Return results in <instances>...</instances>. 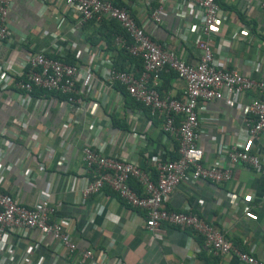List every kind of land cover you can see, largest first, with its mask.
<instances>
[{
	"label": "crops",
	"instance_id": "crops-1",
	"mask_svg": "<svg viewBox=\"0 0 264 264\" xmlns=\"http://www.w3.org/2000/svg\"><path fill=\"white\" fill-rule=\"evenodd\" d=\"M121 1L138 21L144 20L159 2ZM258 1L223 0L218 24L211 35V48L225 57L226 67L264 80V10L259 8ZM8 2L10 39L0 46L2 71L20 73L26 51L43 49L50 54L53 43L63 46L71 43L73 48L68 51L73 54L74 64L87 71V80L91 79L93 86L88 91L82 80L78 84L84 105L72 119L70 106L54 93L33 95L14 87L0 89L2 189L26 206L48 196L55 207L54 219L70 218L66 230L77 249L93 250L96 256L106 258V264L117 259L124 264H245L233 254L220 257L210 254L202 246L201 238L190 229L161 223L153 231L147 230L142 211L126 205L110 188H103L84 202L79 200L81 183L90 177L84 170L80 149L83 142H92L95 129L101 130L98 141L103 152L147 170H153L156 160L172 159L176 155V141L162 130L161 119L151 118L133 99L125 102L124 95L115 87L114 91L106 90L107 99L100 102L94 114L86 110L91 102L99 101L105 89L96 79L100 58L107 50L116 54L112 44L105 46L100 35L103 30L98 33L96 22L75 30L74 14L65 11L60 2ZM168 4H163L161 23L147 24L146 31L162 46L173 48L187 61H193L197 53L191 40L198 33V20L184 7L183 15H174ZM59 16L64 19L57 24ZM241 23L246 26L245 33H234ZM160 84L162 94L182 96L184 83L172 73H162ZM253 95L252 91L239 93L233 105L218 99L202 102L197 118L204 164L213 162L221 144L247 136L240 106ZM111 117L120 119L125 127L112 125ZM65 124L68 127L62 132ZM118 130L115 142L109 143ZM249 150L264 158V130L250 140ZM166 206L198 213L240 249L264 259V167L234 164L230 178L223 182L192 180L186 174ZM4 249L0 251V264L75 263L74 256H69L65 249L55 250L50 236L39 242L10 237Z\"/></svg>",
	"mask_w": 264,
	"mask_h": 264
},
{
	"label": "built area",
	"instance_id": "built-area-1",
	"mask_svg": "<svg viewBox=\"0 0 264 264\" xmlns=\"http://www.w3.org/2000/svg\"><path fill=\"white\" fill-rule=\"evenodd\" d=\"M53 1L60 2L65 11L74 14L72 29L75 30L88 20L116 21L123 33L112 36L114 49H123L132 58L124 68H118L116 54L112 50L104 53L96 79L104 84L105 89L100 93L99 101L91 102L86 110L94 114L100 102L107 99L106 90L114 91L115 84H120L129 97L147 108L151 118L161 119L162 130L176 141V156L156 160L153 170H147L103 152L98 141L101 130L95 129L92 142H83L80 149L84 170L90 177L81 183L79 200L84 202L103 188H110L126 205L142 211L144 228L149 231L161 223L187 228L201 238L204 249L214 256L233 254L245 264H264V259L240 249L225 237L220 228L206 222L198 213L166 206V201L186 174L192 180L223 182L230 178L234 164L264 167V158L260 153L249 150L250 140L264 130V80L226 67L225 57L212 51L211 35L219 20V0H159L142 21L136 20L127 7L116 6L109 0H44L45 3ZM166 2H169L174 15H183L184 7L198 20V33L191 40L197 53L193 61H187L173 48L162 46L146 31L147 24L156 26L161 23L163 4ZM258 4L264 10V0H259ZM8 6V0H0V46L10 39ZM63 19V16L57 17L56 23H61ZM245 29V24L241 23L235 27L234 33H245ZM184 41H187L185 36ZM50 47V54L57 57L43 49L26 51L18 74L5 73L0 66V89L14 87L16 91L28 93L32 87H37L64 94V101L71 108L72 119L79 115L84 105L78 84L82 80L89 91L93 83L91 79L87 80V71L82 70L80 65L64 61L67 51L73 48L71 43L64 46L53 43ZM162 73H172L183 81L184 90L180 98L159 91ZM244 91L254 93L248 102L240 106L247 136L221 144L213 162L204 164L203 148L198 143L197 118L202 102L218 99L233 105L236 96ZM177 116H180V120L176 119ZM67 127L68 124H65L62 132ZM119 133L120 130L111 135L109 143L113 144ZM131 180L141 185L140 192L130 184ZM54 214L55 207L48 196H41L33 205L26 206L0 185V251L5 250L7 238L10 237L39 242L43 237L50 236L55 242V250L62 248L69 256H74L73 264L107 263L104 256H96L89 248L77 249L66 230L70 218L54 219ZM113 264L124 263L117 259Z\"/></svg>",
	"mask_w": 264,
	"mask_h": 264
},
{
	"label": "trees",
	"instance_id": "trees-1",
	"mask_svg": "<svg viewBox=\"0 0 264 264\" xmlns=\"http://www.w3.org/2000/svg\"><path fill=\"white\" fill-rule=\"evenodd\" d=\"M109 1H111L112 4H114L116 6H125V4H123L124 2H122L121 0H109ZM219 2H220V6H221L222 3H223V0H219ZM89 22H91V23L93 22L94 23L95 21L88 20L86 23L83 24V27L87 26V23H89ZM96 23L98 24V28H97L98 33H100V31L103 30L102 33H100V35H101L102 39L105 41V46L106 47L110 46L111 44L113 46L112 36L114 34H122L123 33V30L120 28L118 23L116 21H114V20L101 19V20H99ZM113 48H114V46H113ZM107 49H109V48H107ZM115 50H116L115 62H116V66L118 68H124V65L127 62L132 61V58L127 53H125V51L123 49H115ZM50 55L54 56V57H57L56 55H54L52 53ZM119 58H121V59H119ZM64 61L69 62V63H75V60H74V57H73V54L71 53V51H67L66 56L64 57ZM137 63L139 64L140 62L137 61ZM169 74H171V73H169ZM161 85L162 84H160V86H159V91H161ZM115 88H117L119 91L122 92V94L125 97V102H127V103L131 102L132 98L128 96V94L125 92V90L123 89V87L120 84H115ZM30 92L33 93V95L34 94L36 95L39 92H42V93L43 92H45V93H54V94L58 95L59 98H61L63 100L65 99V95L64 94H61V93L56 92V91H51V90H45V89L37 88V87H32ZM136 103L140 107L144 108V110L146 111V113L148 115L147 108L144 107L142 104H140L138 102H136ZM111 119H112V125H114L116 127H125L124 123L120 119H116V118H113V117H111ZM176 119L180 120V116H177ZM175 149H176V147H175ZM130 184H132L133 187L138 192L141 191L140 185L137 184L134 180H131Z\"/></svg>",
	"mask_w": 264,
	"mask_h": 264
}]
</instances>
